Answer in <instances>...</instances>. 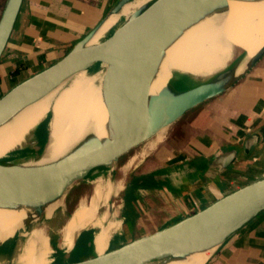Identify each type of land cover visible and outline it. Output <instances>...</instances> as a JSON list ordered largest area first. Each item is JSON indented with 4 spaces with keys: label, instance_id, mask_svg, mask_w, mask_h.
Masks as SVG:
<instances>
[{
    "label": "water",
    "instance_id": "water-1",
    "mask_svg": "<svg viewBox=\"0 0 264 264\" xmlns=\"http://www.w3.org/2000/svg\"><path fill=\"white\" fill-rule=\"evenodd\" d=\"M130 1L118 0L111 11L65 55L16 83L0 96L1 126L75 74L103 70L104 99L113 129L106 138L92 136L85 140L59 165L32 184L24 181V173L29 165L1 159L0 207L29 205L34 207V218L41 216L45 213V206L60 200L71 186L93 176H105L104 168L118 162L123 155L172 125L189 110L220 95L240 78L226 88H209L194 94L150 93L146 87L131 83L126 74L132 62L143 52L177 37L205 16L226 10L229 0H147L114 27L108 36L90 44L107 17L119 13ZM22 4L23 0H6L0 16V59ZM99 65H104L105 69L97 68ZM31 135V132L28 133L14 151L31 147ZM257 139V133L246 138L247 152ZM235 153V150L226 152L215 157L214 162H227L226 165L233 161ZM101 169H104L103 172ZM110 177L115 180L114 171H111ZM113 198L111 194L108 217L113 212ZM263 210L264 175L207 205H196L189 214L162 227L107 247L102 253L55 264H166L172 260L186 259L196 251L213 248V253ZM31 220L25 224V228ZM4 240L0 239V245Z\"/></svg>",
    "mask_w": 264,
    "mask_h": 264
},
{
    "label": "crops",
    "instance_id": "crops-1",
    "mask_svg": "<svg viewBox=\"0 0 264 264\" xmlns=\"http://www.w3.org/2000/svg\"><path fill=\"white\" fill-rule=\"evenodd\" d=\"M117 1L23 0L2 55L4 63H0V96L65 55L81 38L72 27L78 19L89 20L93 26ZM2 5L0 0V8ZM6 61H16L17 66L6 65ZM182 118L177 133L169 137L165 134L162 141L154 140V135L143 143L144 147L129 154L116 171L110 170L114 175L116 172V182L122 183L118 191L120 210L114 204L108 217V198L98 210L99 230H79L70 249L63 245L62 235L55 254L77 252L80 256L76 259L80 260L97 251L102 253L107 247L162 227L189 214L196 205H207L263 176L264 54L226 91L177 121ZM254 133L258 139L247 152L245 140ZM232 150L236 151L233 161L226 165L214 162L215 157ZM138 154L133 163L127 164L132 155ZM110 179L104 185L107 196L113 185ZM117 194H113V201ZM83 200L90 203L91 196ZM53 205L45 209V215ZM11 233L8 207H0V238ZM205 264H264V210L218 246Z\"/></svg>",
    "mask_w": 264,
    "mask_h": 264
},
{
    "label": "bare ground",
    "instance_id": "bare-ground-1",
    "mask_svg": "<svg viewBox=\"0 0 264 264\" xmlns=\"http://www.w3.org/2000/svg\"><path fill=\"white\" fill-rule=\"evenodd\" d=\"M146 1L132 0L119 13L110 14L90 44L100 41ZM262 53L264 0H229L226 10L205 16L177 37L143 52L132 62L126 75L131 83L146 87L150 93L194 94L209 88L228 87L243 76ZM104 74L103 70L79 72L1 125L0 160L13 155L14 149L31 132V159L25 163L29 167L24 173V181L32 184L59 165L85 140L92 136H110L113 129L104 99ZM45 123L49 129L47 143L43 141L44 132L41 130ZM165 130H160L154 140L162 141ZM139 155H132L127 164L133 163ZM110 178L99 175L91 179L94 190L90 203L82 198L63 225L62 243L66 249L71 248L79 230L88 227L99 230L98 210L122 187L120 181L114 182ZM109 179L113 185L107 196L104 185ZM52 203L55 204L51 202L45 209ZM30 207H8L12 233L7 236L17 229L22 230L23 236L14 263L50 264L53 251L50 236L40 228L27 230L24 227L35 215L34 207ZM212 251L213 248L196 251L186 259L166 264H204ZM0 264L4 263L0 261Z\"/></svg>",
    "mask_w": 264,
    "mask_h": 264
},
{
    "label": "rangeland",
    "instance_id": "rangeland-1",
    "mask_svg": "<svg viewBox=\"0 0 264 264\" xmlns=\"http://www.w3.org/2000/svg\"><path fill=\"white\" fill-rule=\"evenodd\" d=\"M2 2H3V5L0 8V16L2 14L6 0H2ZM111 9L108 11V13L111 11ZM129 15H127L126 17H128ZM104 17H102L93 26L89 20L82 19V18L78 19V22H76V24L72 25V27L74 28L73 30L75 31L76 36H81V38H83ZM126 17L123 18V20L120 23H122L126 19ZM112 31L113 30L111 29L105 35V37L108 36ZM0 63H4V57H2L0 59ZM11 64L17 66L16 61H14V62L6 61V65H11ZM97 68L105 69V66L99 65ZM90 72H93V70H91ZM183 121L184 120L182 118L181 120L175 122L174 124L166 127V130H165L166 137H169V135L172 134L173 132L177 133V128L183 123ZM41 130H42V132H44L43 141H46V143H47L49 140V129H48L46 123L42 126ZM31 136H33V135H31ZM144 145L145 144H141L140 146L134 148L132 151H130L129 153L126 154V157L123 160L125 161L128 158L129 154H131L135 150L141 148V146L144 147ZM30 159H31L30 147H25V148H22L20 150L14 151L13 155L8 156L6 158H2L1 161H8V162H13V163H14V161H17L19 163H27ZM118 165H119V162H115L112 166L104 168V169H106L105 176L106 177L110 176V170L116 171L118 169ZM104 169H101V171L103 172ZM115 175H116V172H115ZM115 175H114V177H115ZM93 177H96V176H93ZM93 177L88 178L87 180H84V181H80V182L74 184L73 186H71L67 190L66 194L60 200L55 201L54 205H53V203L51 204L53 206L46 211V215H45V213H43L41 216H36L34 219H32L28 223V225L26 226V229L31 230L33 227H39L40 229H42L44 232H46L50 236V242L51 243H52V241L54 242L53 244L55 245V247H53V245L51 244L52 247L53 248H56V247L59 248L61 246V244L59 243V240L61 239V237L63 235V232H62L63 225L66 223L67 219L69 218L72 210L76 206V203L78 201H80L82 198H88L93 193L94 185L91 182V179ZM114 182H116V178H115ZM77 199H78V201H77ZM119 199H120V193L118 192V194L115 196V199H114V204H116L115 207H119V205H118ZM55 209H56V211H55ZM119 210H120V207H119ZM43 226H45L46 229H44ZM20 231L22 232L21 229H17L16 232L14 234H12L11 236L0 238V239H5L3 244L0 245V261L2 263H4V264H15L14 260L16 258V254H17V251L19 248L20 239L23 238V236L19 234ZM78 255L79 254H77V252H74V253L68 254V255H66V254L58 255V254H55V251L53 249V251L51 252L50 264L51 263L55 264V262L56 263L68 262L70 260L74 261V260H77L76 258ZM58 261H60V262H58Z\"/></svg>",
    "mask_w": 264,
    "mask_h": 264
},
{
    "label": "trees",
    "instance_id": "trees-1",
    "mask_svg": "<svg viewBox=\"0 0 264 264\" xmlns=\"http://www.w3.org/2000/svg\"><path fill=\"white\" fill-rule=\"evenodd\" d=\"M125 157H126V155H123V156L120 158V160L118 161V162H119V164H120V163H122V162H124V160H123V159H124ZM53 243H54V242L52 241V243H51V244L53 245V247H55V245H54Z\"/></svg>",
    "mask_w": 264,
    "mask_h": 264
}]
</instances>
